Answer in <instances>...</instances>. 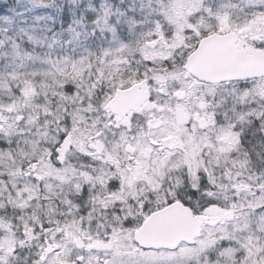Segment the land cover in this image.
<instances>
[{"label": "snow or ice", "instance_id": "snow-or-ice-1", "mask_svg": "<svg viewBox=\"0 0 264 264\" xmlns=\"http://www.w3.org/2000/svg\"><path fill=\"white\" fill-rule=\"evenodd\" d=\"M0 264H264V0H0Z\"/></svg>", "mask_w": 264, "mask_h": 264}]
</instances>
